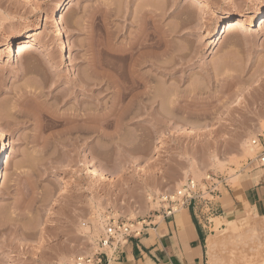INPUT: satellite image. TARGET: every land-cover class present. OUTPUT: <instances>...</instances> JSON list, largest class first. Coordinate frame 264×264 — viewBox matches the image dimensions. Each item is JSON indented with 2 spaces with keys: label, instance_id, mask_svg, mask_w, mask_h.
<instances>
[{
  "label": "rangeland",
  "instance_id": "1",
  "mask_svg": "<svg viewBox=\"0 0 264 264\" xmlns=\"http://www.w3.org/2000/svg\"><path fill=\"white\" fill-rule=\"evenodd\" d=\"M62 1L0 0V45L36 26L41 44L19 59L13 42L0 63V264H72L97 251L108 221L148 220L158 197L189 179L203 189L208 175L224 180L225 194L257 155L250 138L264 133V12L223 33L229 18L264 10V0H206V8L202 0H67L57 30L52 16ZM129 48L138 92L152 89L141 96L152 106L129 115L139 123L119 122L115 106L117 85L131 77ZM97 105L107 114L101 139H76L68 113ZM166 133L183 137L160 144ZM99 164L113 182L88 172ZM220 214L208 217L220 238L217 264H264V231Z\"/></svg>",
  "mask_w": 264,
  "mask_h": 264
},
{
  "label": "crops",
  "instance_id": "2",
  "mask_svg": "<svg viewBox=\"0 0 264 264\" xmlns=\"http://www.w3.org/2000/svg\"><path fill=\"white\" fill-rule=\"evenodd\" d=\"M247 167L236 187L224 188L225 194L219 191L210 212L196 204L171 218L149 217L138 236L106 254L107 264H207L206 241L215 234L210 215L222 213L218 216L221 218L228 212L232 216L249 210L257 218H264V167L253 163Z\"/></svg>",
  "mask_w": 264,
  "mask_h": 264
},
{
  "label": "bare ground",
  "instance_id": "3",
  "mask_svg": "<svg viewBox=\"0 0 264 264\" xmlns=\"http://www.w3.org/2000/svg\"><path fill=\"white\" fill-rule=\"evenodd\" d=\"M69 3L67 2V0H63L59 5L58 7L56 8V10L54 11V14H53V25L57 28V25H61V13H63V11H65V8L66 6L68 5ZM188 4V3H187ZM191 7V4H188L187 7ZM188 7V8H189ZM202 7L203 8H206L208 7V3L206 0H202ZM264 10H262L261 8H256L255 10L251 11V12H246V13H239L237 14L236 16L232 17V18H229L227 20V22L224 24V32L223 33H226V34H231L233 33L234 31L238 30L239 28H242L244 27L245 25L247 24H251L253 23L255 20L259 19V17L261 18L262 14H263ZM47 19V18H46ZM49 21V20H48ZM48 23V22H47ZM50 23V21H49ZM51 24V23H50ZM51 26V25H50ZM53 26V28H54ZM52 27V26H51ZM55 28V29H56ZM52 29V28H51ZM58 30V28H57ZM143 31V30H142ZM208 32L210 34H213V33H216V32H219V28H218V24L212 28V30H208ZM208 33V34H209ZM147 35V34H146ZM39 36V32L37 31V26L35 29L31 30V31H27L26 33H24V36L22 37H19V38H16V39H13V38H6L4 43H2L0 45L1 47V51H2V54L0 55V63H4L5 60L9 59L11 57V51H12V47H13V42H17V57L19 59H22L24 58V55L26 53V50L27 48H30L34 43H38L39 44V40H37ZM145 37V36H144ZM39 39V38H38ZM146 39V38H145ZM144 40V39H143ZM147 41V40H146ZM149 41H150V38H149ZM138 43V42H137ZM151 44V43H150ZM154 44V43H153ZM41 45V44H39ZM58 54L59 55H63V53L65 52V47L61 44V42L58 44ZM147 45V46H146ZM146 45H143L140 44L138 45L139 47H141L142 49L148 47V43ZM156 45V44H155ZM133 47H131V50L134 51V49L137 47H135V45H132ZM151 46V45H150ZM153 46V45H152ZM154 47V46H153ZM156 47V46H155ZM43 48V47H42ZM152 48V47H151ZM140 49V48H139ZM136 48V52L139 50ZM147 49V48H146ZM128 50V49H127ZM130 50V48H129ZM130 50V53L128 52V57H130V60L132 62V65L130 66L132 69H130V74H131V77L128 81H126L125 79H121V82H119V84L117 85V90H115V96H116V101H115V106H118V121L119 122H123V121H130L132 119H134V123H139L141 121H144L143 118H134L136 117V114H139V113H143L146 109H148L150 106H152L149 102V105L147 104V100L146 102H144L145 100H141V96L142 95H147L149 93H152L151 92V87H146V89L148 90H144L143 92H138V89L141 87V83H139L137 81L138 78H135V73L137 71H134L136 65L138 64V59H133V57H135V55L133 54H136L131 52ZM28 51V50H27ZM127 56H125L126 58ZM137 58V57H136ZM148 58V57H147ZM141 59V58H140ZM125 60V59H124ZM127 60V58H126ZM145 60V59H144ZM129 61V62H130ZM143 61V60H142ZM148 62L149 61V58L148 60H145V62ZM127 62V61H126ZM144 62V61H143ZM142 62V63H143ZM144 62V63H145ZM141 63V62H140ZM137 68V67H136ZM120 73V72H119ZM124 74V72H123ZM134 75V76H133ZM119 77V76H118ZM123 77V76H122ZM121 77V78H122ZM126 78V77H125ZM119 79V78H118ZM128 79V78H127ZM94 80V79H93ZM99 80V79H98ZM96 81V79H95ZM119 81V80H118ZM84 81L83 79H80L77 83L78 85H88V83ZM98 83H96L97 86L100 85V81H97ZM94 83V81H93ZM82 85V87H83ZM95 85V84H93ZM154 90V89H153ZM154 92V91H153ZM155 95V94H154ZM149 100V98H148ZM153 103V102H152ZM174 103V102H173ZM100 105V104H99ZM99 105L96 106L95 109H93L91 112L89 110H86L84 107L82 108L81 107V110H79L80 112H78V110H74V113H68V117H67V120L70 121V125L73 124V126L71 125V127L75 130V128L78 130L79 132V135H76L77 137H75L76 139L78 140H83V141H87V140H92V138H100L101 136V133H102V126H103V121H105L106 117H107V114H102L100 113L101 111H99ZM119 105H122L121 107ZM101 107V106H100ZM113 108V107H112ZM100 110H103V108ZM113 110L115 109H112V110H109L108 112V116L110 114H112ZM117 110V109H116ZM73 112V111H72ZM82 112V113H81ZM76 113V114H75ZM134 114L133 116L134 117H131L129 116L130 114ZM189 113V112H188ZM117 114V113H116ZM194 114V113H193ZM189 115V114H188ZM195 115V114H194ZM64 116V115H63ZM191 116V115H190ZM193 116V115H192ZM66 117H63V118H66ZM117 117V116H116ZM187 117V116H186ZM62 118V119H63ZM105 118V119H104ZM171 118V117H170ZM185 119V118H184ZM191 119H193L191 117ZM198 119V118H197ZM186 120V119H185ZM194 120V119H193ZM180 121V120H178ZM187 121V120H186ZM189 121V120H188ZM177 122V121H176ZM181 122V121H180ZM178 122V123H180ZM196 123V121H194ZM69 123V122H68ZM183 120H182V122ZM186 125V124H185ZM193 125V124H192ZM196 126V124H195ZM197 127V126H196ZM71 128V130H72ZM77 132V133H78ZM72 133V132H71ZM167 134V133H166ZM103 135V133H102ZM166 138H170V139H173L174 142L176 140V143L178 141H180V139L183 137L182 134L181 135H178V134H171V133H168L167 135L163 134V136L159 137V143L161 144V141L162 139ZM101 139V138H100ZM163 139V140H164ZM93 141V140H92ZM99 141V139H98ZM246 149V148H245ZM248 149V148H247ZM3 150H4V146H3V133L2 131L0 130V160H1V157H2V153H3ZM249 151V150H248ZM250 151L252 153V151H255L254 148H251L250 147ZM247 152V151H245ZM248 153V152H247ZM94 165V164H93ZM102 166V167H101ZM90 171V173H92L93 175H97L99 177V180L101 181H108V182H111L112 181V178H111V174L110 172L111 171H108L106 168L103 167V165H96V166H92V167H88ZM117 172V171H116ZM118 173V172H117ZM113 176V175H112ZM185 177V176H184ZM113 182V181H112ZM183 182V181H182ZM88 184V182H87ZM181 183L179 182V185ZM184 184V183H182ZM178 185V186H179ZM250 212V211H249ZM238 215H240V219H239V223L241 225H250V226H254L257 231H264V218H259L261 221H258V224H255L253 223V214L250 212V214H245V213H242V212H238L237 213ZM242 214H245L242 216ZM261 217V216H260ZM258 219V220H259ZM257 220V219H256ZM237 222V223H238ZM261 222V223H260ZM235 223L231 229H228L231 233L237 231L238 229L236 228V224ZM218 226V225H216ZM214 230H217L218 231V228H214ZM217 235V234H216ZM232 235V234H231ZM224 239V238H223ZM223 239L221 241H223ZM218 240H220L219 237H216L215 238V234L213 236H210L207 241H206V255H207V264H217V258H216V255H215V247L217 246L218 244Z\"/></svg>",
  "mask_w": 264,
  "mask_h": 264
},
{
  "label": "built area",
  "instance_id": "4",
  "mask_svg": "<svg viewBox=\"0 0 264 264\" xmlns=\"http://www.w3.org/2000/svg\"><path fill=\"white\" fill-rule=\"evenodd\" d=\"M250 147L257 151V155L254 159L250 160L249 163H253L258 167H264V133H257L252 136L249 140ZM204 189L194 180L189 179L185 186L174 193H163L161 194L158 201V209L155 211L157 216L162 218H171L177 215L185 208L189 206L195 207L196 204L200 205L202 208H206L207 212H210V206L213 202L212 199L219 195L218 184L224 185L226 183L224 180L219 181V179L211 178V176H206L203 180ZM209 195L211 199L204 197ZM145 221L137 222L136 224H127L117 221H108L105 226V231L103 237L98 243V249L92 255L80 254L76 255L72 261V264H107L108 257L106 253L103 252L104 248L112 249V252H116L119 248L125 245L127 239L132 236H138L141 233V228L144 226ZM140 228H137L138 225Z\"/></svg>",
  "mask_w": 264,
  "mask_h": 264
}]
</instances>
